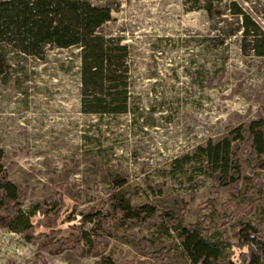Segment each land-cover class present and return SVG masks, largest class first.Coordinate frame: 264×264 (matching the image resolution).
Segmentation results:
<instances>
[{
  "label": "rangeland",
  "instance_id": "1",
  "mask_svg": "<svg viewBox=\"0 0 264 264\" xmlns=\"http://www.w3.org/2000/svg\"><path fill=\"white\" fill-rule=\"evenodd\" d=\"M85 1L110 11L97 36L126 47L127 110H83L79 47L47 46L42 56L4 48L1 170L12 162L17 196L29 191L21 225L0 202V264H191L188 234L218 245L217 264H239L241 225L254 224L252 245L264 246V56L253 49L264 0ZM237 9L258 35L245 39ZM55 186L64 207L50 230L37 209L49 210L45 187ZM121 204L133 217L117 215ZM51 231L83 234L81 250L36 238ZM101 238L110 242L103 255Z\"/></svg>",
  "mask_w": 264,
  "mask_h": 264
},
{
  "label": "trees",
  "instance_id": "2",
  "mask_svg": "<svg viewBox=\"0 0 264 264\" xmlns=\"http://www.w3.org/2000/svg\"><path fill=\"white\" fill-rule=\"evenodd\" d=\"M233 14L243 17L245 39L250 32L258 35L259 28L250 17L238 9ZM110 19L111 14L108 8L93 6L85 0L1 2L0 74H3L7 67L3 55L6 47L30 56H42L47 46L57 49L79 47L81 49L80 80L83 110L91 114H123L127 110L126 47L112 44L113 40H105L97 36V30ZM254 43L253 49L256 54L264 56V36L260 40H255ZM225 145L222 151H220L221 145L215 146L212 156L217 159L220 153H225L229 143ZM4 159L8 160L0 150V161ZM14 167L15 165L10 162L9 168L2 171L0 163V202L2 213L9 223L21 225V208L27 200L29 188H22L17 196L16 189L8 180V174ZM236 173L239 174L240 169H237ZM215 181L219 182L222 179L215 178ZM239 184L240 180L235 179L233 182L235 191L239 189ZM45 189L51 193V196L45 200V204L50 212L54 213V217L50 218L48 216L50 212L45 208H39L37 211L43 216L45 225L52 230L56 226L57 215L64 207L61 197L62 187H45ZM100 205L104 207L105 203ZM252 205L255 206V204ZM225 208L232 216L244 213L239 206L232 210L231 204H225ZM115 211L120 217H133L128 205L121 204ZM23 227L22 232L26 237L33 235L34 228L31 225L25 224ZM255 228L254 224H243L239 228L245 234L242 243L248 249L247 253L239 255V264H264V246L258 249L253 247L259 237ZM57 234L59 232L51 231L48 236L40 235L36 238H44L48 244L57 243L61 247H71L72 251L77 253L81 250L83 234L76 233L67 238L56 239ZM182 243L191 264H217V260L222 255L217 244L208 242L196 234L183 236ZM109 244V240L100 239L98 245L100 254L103 255L106 252ZM165 256L168 254H163L162 258Z\"/></svg>",
  "mask_w": 264,
  "mask_h": 264
}]
</instances>
